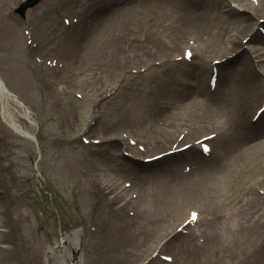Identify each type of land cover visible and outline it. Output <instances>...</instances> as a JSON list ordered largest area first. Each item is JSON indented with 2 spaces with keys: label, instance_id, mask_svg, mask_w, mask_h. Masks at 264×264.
Listing matches in <instances>:
<instances>
[{
  "label": "rangeland",
  "instance_id": "1",
  "mask_svg": "<svg viewBox=\"0 0 264 264\" xmlns=\"http://www.w3.org/2000/svg\"><path fill=\"white\" fill-rule=\"evenodd\" d=\"M22 1L0 0V77L35 128L0 99V264H264V171L233 178L241 195L224 191L213 202L177 186L184 177L219 181L235 151L264 141V130L244 132L231 148L207 141L211 152L201 156L195 142L216 133L180 112L193 102L204 114L203 93L216 92L250 121L264 97V43L250 39L264 37L255 4L183 0L190 13L182 26L165 14L177 11L171 0H158L159 16L155 0H41L21 18ZM224 7L231 17L219 13ZM198 21L207 28L195 40L185 30ZM189 42L195 57L184 61ZM242 66L255 72L259 101L247 104ZM249 124L257 130L264 114ZM186 145L196 147L194 159L173 162L188 150L144 162ZM111 205L134 229L115 233L117 220L114 233H102Z\"/></svg>",
  "mask_w": 264,
  "mask_h": 264
},
{
  "label": "bare ground",
  "instance_id": "2",
  "mask_svg": "<svg viewBox=\"0 0 264 264\" xmlns=\"http://www.w3.org/2000/svg\"><path fill=\"white\" fill-rule=\"evenodd\" d=\"M171 1H174L172 5H173V8H175L177 11L173 10L172 11L173 13H171L170 11H165V14H169V16H173L174 18L178 19L180 23H183L182 26L187 25L188 24L187 22L188 14L190 13L189 5H185L186 2L183 0H171ZM232 1L237 2V3L243 2L246 4V6H248L247 5L248 0H232ZM249 1L251 2V4H255L254 7L256 8L258 12H261L262 14H264V0H257V3H254L252 0H249ZM155 2L157 4L154 3V6H155L154 9L156 11V15L159 16L161 14L160 10L162 7V3L158 0H155ZM165 2L166 1L163 0V3ZM218 11L221 15H225L227 18L233 15V11L231 9H227L226 7H224L223 9L220 8ZM220 14H218V16H220ZM176 22L179 23L178 21ZM206 28L207 27H205L202 21H198V24H196V26L192 25L187 30H185V34H187V36L193 37V39L195 38L200 39V37L202 36ZM250 39L252 41H260L264 43V37H261L256 32L252 35ZM99 41L100 39L97 40L98 43ZM231 46H233L236 49L239 48V46L236 43H233ZM195 48L197 47L195 46ZM195 51L196 49H193V52ZM194 57H195V54L192 56V59ZM238 58L239 57H235V60H237ZM241 62H244V60H242ZM228 63L229 61L220 65V67H222L223 70L217 71L218 78L220 77L221 72L226 71V64ZM241 68H243L244 71L246 72L245 92L247 93V97H246L247 104L259 101V97L261 95L262 89L255 82V78H256V75L254 74L255 72H253V70H250L248 66L246 68L242 66ZM200 69L201 71H199V74L204 73V68L202 69V67H200ZM263 71H264V67H263ZM202 96H204L203 97L204 99L201 102L207 101L209 104V109L204 114L193 112V109L195 110V103L193 102L182 103L180 107V112L185 119L189 120L195 125H199V123L206 121L205 126L202 125L203 130H205V127H209V126L212 129H214L216 136L211 140L213 142L214 147L219 148L222 144L231 143L230 144V148H231L232 145H234L233 142L238 141L244 132H245V135H246V132L250 134L252 133V131L255 132V134H259L260 131L264 130V124L260 125L259 128H257V130H253L254 126L249 124V122L251 121L246 122V116L242 118L243 113H241L240 110H235L236 106H234L233 108H229V109L226 108L223 104V100L219 99L221 96V93L215 92L212 95L203 93ZM0 99L2 102V105H1L2 110L6 107L7 103L11 101L12 104L14 105L15 111L18 114V116L23 118L31 126H33V121L29 115L27 108H25L22 105L23 103L21 104V102L15 97V95H12L11 92H9V90L7 89L5 85L4 80L1 77H0ZM8 125L10 128H12L14 131L19 133L20 135L30 138V140H32L31 133L27 132L22 127H20L19 124L14 119L8 120ZM171 137L172 136L170 135V133L165 134L164 141L166 142ZM188 150L191 153L187 155L183 154L173 162L180 163L183 160L194 159V157L196 156L197 150L194 147ZM231 164L227 168L228 171H225V170L222 171V175L219 177V181L218 179H216V182H215L213 178L207 177L205 175H201L203 176V178H196L195 180H192L191 178L189 179L188 177H184L183 179H181L180 184L177 185L176 184L178 182L177 181L174 186L182 185L184 189H187L186 194L192 193L191 196H193L195 195L194 193L196 192V194L198 195L197 197H200V199L206 202L208 201L213 202L214 201L213 198L214 197L217 198V196L220 197L221 193H223L224 191L225 192L228 191L231 194H235V196H239L241 195V191L240 190L238 191L237 187H235L233 183L234 182L233 178L236 179V181H238L245 174L256 175V174H259V172L264 171V141L255 142L251 145H245V147L241 151H238V152L235 151L234 159ZM220 180L226 181L225 184L220 183ZM156 183L161 184V180H156ZM259 199L263 200L262 198H259ZM105 206L107 207V203L105 204ZM111 207L116 209L112 205ZM117 220L121 224L114 229L115 233L119 231H127V229L129 230L132 228L134 229V224L131 222H128L127 221L128 218H124L123 211H121V209L120 210L116 209L114 211V219L111 220L110 222L103 223L104 227H103L102 233L105 235L111 234L113 232L112 227ZM118 242L119 240L115 239L114 244L117 245Z\"/></svg>",
  "mask_w": 264,
  "mask_h": 264
},
{
  "label": "water",
  "instance_id": "3",
  "mask_svg": "<svg viewBox=\"0 0 264 264\" xmlns=\"http://www.w3.org/2000/svg\"><path fill=\"white\" fill-rule=\"evenodd\" d=\"M38 0H27L26 3L22 4L19 8V11L22 13L27 7L32 6Z\"/></svg>",
  "mask_w": 264,
  "mask_h": 264
},
{
  "label": "snow or ice",
  "instance_id": "4",
  "mask_svg": "<svg viewBox=\"0 0 264 264\" xmlns=\"http://www.w3.org/2000/svg\"><path fill=\"white\" fill-rule=\"evenodd\" d=\"M191 54L190 53H186V56H190ZM196 218V213L195 212H193L192 214H191V219H195ZM165 259H171V257H165Z\"/></svg>",
  "mask_w": 264,
  "mask_h": 264
}]
</instances>
